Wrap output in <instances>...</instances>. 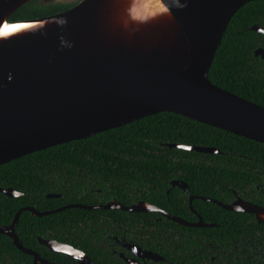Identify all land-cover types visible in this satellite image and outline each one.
Here are the masks:
<instances>
[{"label":"trees","instance_id":"16d2710c","mask_svg":"<svg viewBox=\"0 0 264 264\" xmlns=\"http://www.w3.org/2000/svg\"><path fill=\"white\" fill-rule=\"evenodd\" d=\"M41 1L23 5L8 22L52 16L78 2ZM253 25L264 30V0L245 4L231 17L208 80L264 108V57L254 55L255 50H264V35L251 31ZM172 145L212 148L218 153L169 148ZM172 181L183 183L193 197L223 205L239 198L264 207V145L176 114L147 116L1 165L0 188L11 189L20 196L10 198L0 193V227L9 226L22 208L43 213L67 205L100 206L111 201L125 207L142 201L186 223H196L197 217L188 208V196L171 186ZM48 195L56 197L47 198ZM191 209L210 227L177 225L164 217L159 220L157 213L76 208L40 217L21 212L14 233L23 248L52 264L74 262L49 252L38 244V238L68 244L94 264H121L112 258L108 248L96 244L104 226L108 236L118 238L120 223L143 249L163 258L147 264H248L240 256L239 244L248 239L260 241L264 223H257L252 215L223 210L215 203L197 199L192 201ZM233 246L238 247L236 261L231 254ZM258 257L261 261L260 254ZM30 262L29 255L0 234V264Z\"/></svg>","mask_w":264,"mask_h":264},{"label":"water","instance_id":"95a60500","mask_svg":"<svg viewBox=\"0 0 264 264\" xmlns=\"http://www.w3.org/2000/svg\"><path fill=\"white\" fill-rule=\"evenodd\" d=\"M33 0H0V166L23 156L84 140L141 118L171 113L264 145V108L211 84L208 72L231 17L254 0H186V7L163 11L162 0H78L65 12L9 23L8 18ZM65 0H42V3ZM183 2V0H182ZM138 20H130L128 10ZM58 20L66 23L60 25ZM127 25V27H125ZM251 31L264 35L253 25ZM264 57V50L254 51ZM201 154L212 148L172 145ZM172 186L192 200L215 203L223 210L252 215L264 223V207L239 198L229 205L190 196L186 186ZM4 196L20 194L1 189ZM47 198L56 196L48 195ZM159 213L185 227H210L196 215L190 224L143 202L124 207L67 205L39 213L22 208L0 234L31 264H50L22 247L14 233L21 212L34 217L65 209ZM193 212V211H192ZM48 251L78 264H94L82 251L37 239ZM153 261L162 259L145 254Z\"/></svg>","mask_w":264,"mask_h":264},{"label":"flooded vegetation","instance_id":"af4514ba","mask_svg":"<svg viewBox=\"0 0 264 264\" xmlns=\"http://www.w3.org/2000/svg\"><path fill=\"white\" fill-rule=\"evenodd\" d=\"M176 181H172L170 182L171 186L172 183H174ZM176 187V186H174ZM178 188V187H177ZM186 194V193H185ZM187 195V194H186ZM188 196V195H187ZM189 199V197H188ZM196 200V199H194ZM198 200V199H197ZM236 200V198H235ZM234 200V201H235ZM193 201V200H192ZM233 201V202H234ZM112 202V201H111ZM116 202V201H115ZM142 202V201H140ZM118 203V202H117ZM139 203V202H137ZM145 203V202H143ZM188 203V201H187ZM232 203V202H231ZM230 203V204H231ZM120 204V203H119ZM106 205V204H105ZM121 205V204H120ZM100 206H104V205H100ZM132 206V205H131ZM88 207H92V206H88ZM94 207V206H93ZM125 207V206H124ZM130 207V206H129ZM155 207V206H154ZM189 208V207H188ZM96 210H103V209H96ZM191 212L193 211L192 209H189ZM90 211V210H89ZM164 212V211H163ZM193 214L195 213L194 211L192 212ZM159 214V213H157ZM167 214V213H166ZM196 214V213H195ZM194 214V215H195ZM160 215V214H159ZM196 216V215H195ZM161 215L159 220L161 219ZM253 217V216H252ZM165 218V217H164ZM254 219V217H253ZM255 220V219H254ZM137 229H139L140 227L137 226ZM118 234L119 237L117 238L116 236H112L110 237V235L108 236L107 233V226H104V230L100 232L99 237L101 238L99 240V242H96L97 245H99L102 248H108L111 253H112V258L113 259H118L121 261V264H147L149 262H161V261H153V260H147L146 258H144L145 254L149 253L151 255H155L156 257L162 259L160 256H158L157 254H155L154 252H151L149 250L143 249L140 245H139V241L133 236V235H128L126 233L125 230V226L123 224H119L118 225ZM43 240H47V239H43ZM53 241V240H51ZM107 241H110L109 244L107 243ZM112 241V242H111ZM56 242V241H55ZM59 243V242H57ZM60 244H64V243H60ZM64 245H68V244H64ZM245 246V248L242 249V246ZM70 246V245H68ZM72 247V246H71ZM222 246H219V248H221ZM239 247L241 249L240 251V256L241 257H245L247 260L248 264L251 263H255V264H264V235L262 236V239L260 241H255L252 242L249 239L245 242V244H239ZM75 249V248H74ZM50 252V251H49ZM54 253V252H52ZM238 253V247L237 246H233V250L231 252V254L234 256V259L236 261L237 257L235 256ZM247 254L246 256H244V254ZM60 254V253H59ZM219 255L221 254V252L218 253ZM258 254H260L261 256V261H259V257ZM40 256V255H39ZM65 256V255H64ZM31 257V256H30ZM41 257V256H40ZM42 258V257H41ZM68 258V257H67ZM70 260H72L74 263L73 264H78L77 261L69 258ZM214 258H212L211 260H213ZM221 260L223 258H220ZM44 260V259H43ZM46 261V260H44ZM229 261H230V256H229ZM48 262V261H46ZM222 262V261H221ZM32 263V257H31V262ZM50 263V262H48ZM52 264V263H50ZM59 264V263H58Z\"/></svg>","mask_w":264,"mask_h":264},{"label":"clouds","instance_id":"9594fccd","mask_svg":"<svg viewBox=\"0 0 264 264\" xmlns=\"http://www.w3.org/2000/svg\"><path fill=\"white\" fill-rule=\"evenodd\" d=\"M163 3V11L165 13H167L168 15H171L172 11L174 10H180L184 7H186V0H162ZM128 16L130 18V20H132L133 22H136L138 24H146L149 23L150 20L149 19H143V20H138L137 17L133 16L131 13V9L128 10ZM58 24L63 25L64 23H66V21L64 20H58L57 21ZM125 27H127V25H125Z\"/></svg>","mask_w":264,"mask_h":264}]
</instances>
